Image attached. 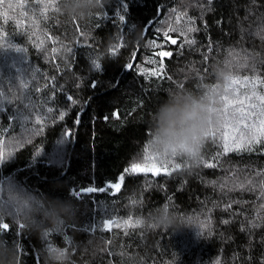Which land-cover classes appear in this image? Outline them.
Returning <instances> with one entry per match:
<instances>
[{"label":"trees","instance_id":"1","mask_svg":"<svg viewBox=\"0 0 264 264\" xmlns=\"http://www.w3.org/2000/svg\"><path fill=\"white\" fill-rule=\"evenodd\" d=\"M10 2L11 10L8 0L0 6V223L10 225L0 264H264V197L258 186L247 190V180L264 179V145L224 154L217 133L194 156L168 154L170 175L127 176L119 192L107 190L143 162L146 147L159 153L151 121L170 94L208 93L209 111L220 109L225 77L234 76L241 83L230 98L264 95V0H125L123 25L122 0H104L86 17L81 0H55L44 15L49 0ZM189 18L199 29L186 33L194 45L181 48L177 31V45L151 46L155 29L186 31ZM161 50L174 53L164 59L170 79L139 75L137 67H159L147 61ZM244 77L257 78L255 88ZM220 127L216 115L211 128ZM89 187L101 190L80 192ZM161 206L175 218L168 227L157 225Z\"/></svg>","mask_w":264,"mask_h":264},{"label":"snow or ice","instance_id":"2","mask_svg":"<svg viewBox=\"0 0 264 264\" xmlns=\"http://www.w3.org/2000/svg\"><path fill=\"white\" fill-rule=\"evenodd\" d=\"M38 2L43 3V0H38ZM6 4V0H0V6H4ZM21 8H24V4L21 0V4L19 5ZM7 7L11 10L13 8L12 3L10 0H8ZM49 7H55V0H49L47 4H44V6L41 8V14L44 15L47 11V8ZM121 10L125 13L124 15H118L119 22L123 25L126 23V15L128 13V3L125 2V0H122ZM160 7H158V14L160 13ZM175 11V10H173ZM21 15L27 17L28 12L23 11L21 12ZM183 16H187V13H183ZM115 18V17H114ZM181 16H177V20H180ZM5 23H7V17L5 18ZM189 23L193 26L187 27L186 31H180L177 28L169 27V30L163 31L161 33L160 29H155L156 36L155 38L150 42L151 46L157 49H162L166 46L170 45H177L178 41L177 39H173L170 33H174L179 31V35L181 38H184V42L180 44V47L183 48L185 44L191 46L196 43L195 39H189L186 37V33H194L198 31L194 24L195 20L192 18H189ZM147 27H151V24H149ZM135 26H131L129 29L130 31H133ZM147 31V28L145 29V32ZM161 40L162 43L157 44L156 41ZM211 47V45L209 46ZM17 51H23V49H17ZM56 49H53V53H55ZM112 55L116 54V49H113L111 52ZM174 53L172 51H155L152 54V58H150L147 63H150L152 65L159 64V67H153L151 69L143 68V67H137L136 70L139 75L147 77V78H159V79H170L165 73L164 69V59L168 58L170 59ZM158 58V59H157ZM93 65L97 70L101 69V64L98 60L93 61ZM229 66H231V61L229 62ZM135 67L134 62H130L125 65V68L128 70H132ZM225 80L228 82L225 87V94L220 96V102L223 104V107L220 109L212 108V111L216 113L217 117L221 121V127L219 129L212 130L211 126H209L208 130L204 133V137H216L217 133H220L219 139L222 142L221 146L223 148V153L227 154L230 151L231 152H254L256 151L257 146L264 145V95H257L255 91L252 92L251 95L245 94L243 96V99L240 98L239 94L237 93L234 97L230 98L229 96V89L232 85L239 86L241 83V80L239 77L234 76H226ZM243 83L245 86L247 84H252L255 88L257 83V78H249L244 77ZM95 82L92 83V87H95ZM218 91V86H213L212 92L216 93ZM66 99L70 103H74L73 97L71 95L67 96ZM49 111H52V109H49ZM65 113L60 112L59 118L63 119ZM226 133V134H225ZM262 152H264V149H262ZM177 153L174 151L172 153L173 156H175ZM157 155L162 156L163 159L160 161L159 165L155 163ZM168 154L167 153H156L153 154L150 152L149 148H145L144 154H143V162H133L130 164L129 167H126L123 170V173L118 177L117 182H110L107 186V190H112L113 193L119 192L122 188L123 183L125 182V179L127 176L132 175H147L151 174L153 177L159 176L161 174L164 175H170L171 172L169 170V164L170 161L167 159ZM3 153L0 152V162H3ZM217 165L215 163H207L205 164V167L209 168H215ZM176 168H179V165L175 166ZM174 170V169H173ZM257 175H262L261 173H257ZM247 185L249 186L247 190L249 191H255L256 187L258 186L261 189V197H264V179L260 180L257 184L253 180H247ZM241 190H244L245 185L243 183H240L238 185ZM222 187H224L222 185ZM101 189H95V188H87L80 190L85 192H91V191H99ZM76 195H79V192L75 193ZM227 207H231V205H228ZM264 207V205H262ZM112 221H109L108 224L111 225ZM139 223V221H137ZM227 223V221H225ZM128 226V223L125 222V227ZM135 226V225H132ZM19 229H23L24 225L21 223L18 225ZM10 230V225L7 222L0 223V234L7 233ZM19 235V232L17 233V236ZM52 252H56L57 250L55 248L49 249ZM64 256V253L61 251L59 252L58 257L62 258Z\"/></svg>","mask_w":264,"mask_h":264},{"label":"clouds","instance_id":"3","mask_svg":"<svg viewBox=\"0 0 264 264\" xmlns=\"http://www.w3.org/2000/svg\"><path fill=\"white\" fill-rule=\"evenodd\" d=\"M104 0H81L76 6L77 11H83L85 17L89 10L95 11L101 8ZM67 13V10L65 14ZM212 95H202L191 92L172 93L164 103L160 104L154 113L151 121L150 143L154 151L161 154L182 153L194 156L201 142L204 140V133L216 120V113L209 111V105L213 103ZM9 198L15 193H9ZM36 211L35 208L31 209ZM157 225L168 227L175 223V218L169 209L161 206V211L154 212ZM60 217V212L50 215L49 220L54 225ZM54 260H60L55 254Z\"/></svg>","mask_w":264,"mask_h":264},{"label":"water","instance_id":"4","mask_svg":"<svg viewBox=\"0 0 264 264\" xmlns=\"http://www.w3.org/2000/svg\"><path fill=\"white\" fill-rule=\"evenodd\" d=\"M109 184V183H108ZM108 184H107V186H108ZM84 193H87V192H85V191H83Z\"/></svg>","mask_w":264,"mask_h":264}]
</instances>
